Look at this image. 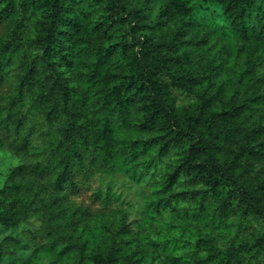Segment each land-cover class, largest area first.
Here are the masks:
<instances>
[{"label": "rangeland", "instance_id": "1", "mask_svg": "<svg viewBox=\"0 0 264 264\" xmlns=\"http://www.w3.org/2000/svg\"><path fill=\"white\" fill-rule=\"evenodd\" d=\"M31 1L15 3L22 12ZM171 2L182 5L187 15L175 21L177 31H170V36L175 41L200 39L201 27L210 29L221 37L210 56L215 64L221 61L223 69L215 87L206 94L203 88L188 92L170 86V72H164L170 104L200 116L244 103L246 91L255 81L264 84V48L255 41L238 40V24L225 13L220 0H127L128 13L135 16L139 12L145 19V29L134 41L159 35L154 27ZM66 8L67 20L54 33L55 61L70 78V97L48 99L43 90L39 95L29 93L23 102L13 99L14 93L4 98L9 105L16 101L18 116L10 128L14 132L18 126L29 145L25 156L0 149V189L17 166L47 159L68 130L79 128L101 140L104 130L110 129L115 155L106 166L99 164L89 185L68 194L71 201L55 196L67 202L63 239L57 240L56 225H43L39 212L30 211L15 227L0 225V241L8 239L12 252L0 264H92L93 257L109 245L118 246L120 255L138 264H264V248L257 247L264 221L239 207L231 197L230 182L221 180L217 188L208 189L192 186L182 173L175 178L180 155H163L155 135L139 129L142 115L138 105L130 108V126L120 125L118 103L113 98L118 102L127 98L117 94L116 86L129 81L132 66L114 45L133 42L131 30L136 18L125 20L118 30L98 31L96 25L105 18L99 7L73 0ZM247 11L251 25L264 23V0H248ZM190 19L198 26L189 25ZM196 53L201 55V51ZM28 55L22 64H32L36 53ZM245 70H252L254 78L240 85L238 78ZM23 72L17 66L11 69L15 78ZM247 114L251 124H264L263 104L252 105ZM113 162L116 165L112 166ZM242 163L238 171H244L243 185L264 182L261 164ZM23 185L32 187L29 181ZM98 190L108 194L110 208L95 199ZM35 192L36 188L28 195ZM241 247H247L246 251L240 253Z\"/></svg>", "mask_w": 264, "mask_h": 264}, {"label": "trees", "instance_id": "2", "mask_svg": "<svg viewBox=\"0 0 264 264\" xmlns=\"http://www.w3.org/2000/svg\"><path fill=\"white\" fill-rule=\"evenodd\" d=\"M71 1L32 0L21 12L16 0H0V149L18 156L28 153L27 138L18 126L14 132L10 128V122L14 123V117L18 116L16 101L23 102L29 93L39 95L43 90L48 99L67 100L70 97V78L55 61L54 33L67 20L69 13L66 7ZM74 1L91 3L101 9L105 18L96 25L98 31L118 30L125 20L133 22V17L136 18L131 30L133 42L114 45L132 66L129 81L116 86L117 94L128 95L127 98L124 102L113 98L118 103L120 125L130 126V108L138 105L142 115L139 129L155 135L163 155H180L175 178L182 173L192 186L202 185L208 189L217 188L221 180L228 181L233 187L231 197L237 200L239 207L246 214L253 213L264 221V182L243 185L244 171H238L244 166L243 161L245 164L257 162L264 168V124H251L247 114L252 105H264V84L255 81L252 88L247 89L244 103L233 104L221 112L193 116L186 109L177 110L170 104L169 85L164 84L163 73L170 72L173 80L170 86L188 92L203 88L206 94L215 87L223 69V63L215 64L210 56L221 37L201 27L200 39L175 41L170 31H177L175 21L187 15V11L179 3L171 2L154 27L159 35H145L141 41H134L136 34L145 29V19L139 12L135 16L128 13L127 0ZM220 2L225 13L238 24V40L244 43L255 41L264 48V23L251 25L248 22V0ZM188 24L198 26L191 19ZM205 45L207 50L202 55ZM200 51L201 55H198L196 52ZM29 52L36 53L32 64H22L29 57ZM99 58L103 57L99 55ZM14 66L24 71L16 78L11 74ZM240 76V85L254 78L252 70H245ZM12 93L16 101L12 100L9 105L4 98ZM4 107L9 108L6 114ZM114 155L110 129L104 130L101 140L89 137L79 128L66 131L64 139L47 159L24 162L9 174L0 189V225L15 227L28 217L30 211L39 212L43 225H56L59 228L57 240L63 239L67 202L55 196H64L66 201H71L68 194L80 186L89 185L99 164L106 166ZM26 181L30 182L31 188L23 185ZM35 188V194L29 196L28 193ZM47 194H50L49 203ZM94 197L104 208L112 206L106 192L98 190ZM7 241H0V260L12 254ZM257 247L264 248V232ZM246 249L243 247L240 253ZM255 252H259L258 249ZM92 264L138 263L120 255L118 246L109 245L93 257Z\"/></svg>", "mask_w": 264, "mask_h": 264}]
</instances>
